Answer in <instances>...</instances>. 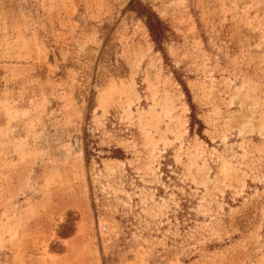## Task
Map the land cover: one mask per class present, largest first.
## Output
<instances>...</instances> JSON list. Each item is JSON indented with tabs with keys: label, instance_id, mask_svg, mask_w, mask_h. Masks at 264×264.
<instances>
[{
	"label": "rangeland",
	"instance_id": "374dc122",
	"mask_svg": "<svg viewBox=\"0 0 264 264\" xmlns=\"http://www.w3.org/2000/svg\"><path fill=\"white\" fill-rule=\"evenodd\" d=\"M0 264H264V0H0Z\"/></svg>",
	"mask_w": 264,
	"mask_h": 264
},
{
	"label": "trees",
	"instance_id": "16d2710c",
	"mask_svg": "<svg viewBox=\"0 0 264 264\" xmlns=\"http://www.w3.org/2000/svg\"><path fill=\"white\" fill-rule=\"evenodd\" d=\"M138 12L146 18V25L154 41L160 44L163 37L161 21L143 6L138 7Z\"/></svg>",
	"mask_w": 264,
	"mask_h": 264
}]
</instances>
